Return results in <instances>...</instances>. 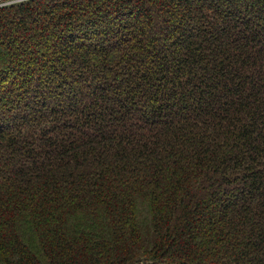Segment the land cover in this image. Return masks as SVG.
Here are the masks:
<instances>
[{"label": "trees", "instance_id": "16d2710c", "mask_svg": "<svg viewBox=\"0 0 264 264\" xmlns=\"http://www.w3.org/2000/svg\"><path fill=\"white\" fill-rule=\"evenodd\" d=\"M0 0V264H264V0Z\"/></svg>", "mask_w": 264, "mask_h": 264}, {"label": "rangeland", "instance_id": "374dc122", "mask_svg": "<svg viewBox=\"0 0 264 264\" xmlns=\"http://www.w3.org/2000/svg\"><path fill=\"white\" fill-rule=\"evenodd\" d=\"M11 1V0H10ZM17 1V0H16ZM2 2H5V0H3Z\"/></svg>", "mask_w": 264, "mask_h": 264}]
</instances>
